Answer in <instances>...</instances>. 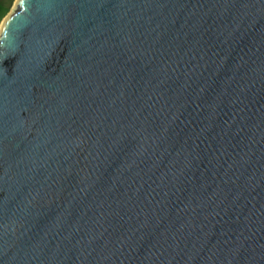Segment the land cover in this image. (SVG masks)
<instances>
[{"label": "water", "instance_id": "95a60500", "mask_svg": "<svg viewBox=\"0 0 264 264\" xmlns=\"http://www.w3.org/2000/svg\"><path fill=\"white\" fill-rule=\"evenodd\" d=\"M0 264H264V0H15Z\"/></svg>", "mask_w": 264, "mask_h": 264}, {"label": "rangeland", "instance_id": "374dc122", "mask_svg": "<svg viewBox=\"0 0 264 264\" xmlns=\"http://www.w3.org/2000/svg\"><path fill=\"white\" fill-rule=\"evenodd\" d=\"M14 1L15 0H0V24H1L4 16L12 8Z\"/></svg>", "mask_w": 264, "mask_h": 264}]
</instances>
